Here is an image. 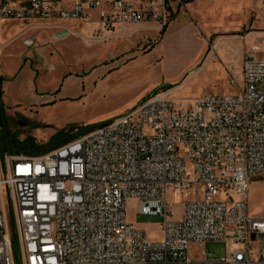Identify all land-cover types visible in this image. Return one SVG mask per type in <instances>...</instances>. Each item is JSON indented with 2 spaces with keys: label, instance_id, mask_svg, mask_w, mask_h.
Segmentation results:
<instances>
[{
  "label": "built area",
  "instance_id": "1",
  "mask_svg": "<svg viewBox=\"0 0 264 264\" xmlns=\"http://www.w3.org/2000/svg\"><path fill=\"white\" fill-rule=\"evenodd\" d=\"M172 12L170 0H0V18L66 33L67 21L95 23L103 41L117 27L163 30ZM209 46L205 64L218 59ZM258 50L244 54L236 93L157 92L46 153L0 146V264H16L15 241L23 264H264V217L249 210L264 178ZM132 199L139 214L163 216L159 239L129 220ZM207 242L225 254L197 256Z\"/></svg>",
  "mask_w": 264,
  "mask_h": 264
},
{
  "label": "rangeland",
  "instance_id": "2",
  "mask_svg": "<svg viewBox=\"0 0 264 264\" xmlns=\"http://www.w3.org/2000/svg\"><path fill=\"white\" fill-rule=\"evenodd\" d=\"M240 4L239 12L247 18L245 22L240 18L242 26L230 33L206 30L196 15L178 2L164 34L162 30L130 25L117 27L114 33L119 36L103 41L97 39L95 26L73 21L69 25L74 33L58 39L56 34L62 30H27L29 24L24 23L22 37L0 53L4 73L0 75V110L9 136L33 142L37 145L33 151L42 154L129 113L157 92L173 91V97L187 99L236 93L243 84L241 60L248 41L232 36L248 34L259 15L264 18V0H247L245 5L242 0ZM16 24H0V35L8 25L10 34L17 31L20 27ZM257 24L262 37L264 23ZM222 36L217 61L202 66L203 46ZM260 54L264 56V49ZM15 152L27 153L22 145ZM252 184L250 213L264 217V178ZM138 205L137 199L129 201V220L151 238L159 239L163 216L139 214ZM9 221L14 235L12 215ZM258 240L264 242V234ZM13 248L15 263L23 264L21 244L15 241ZM206 251L220 257L226 247L224 243L207 242L197 256L203 257ZM189 254L195 253L190 250Z\"/></svg>",
  "mask_w": 264,
  "mask_h": 264
},
{
  "label": "crops",
  "instance_id": "3",
  "mask_svg": "<svg viewBox=\"0 0 264 264\" xmlns=\"http://www.w3.org/2000/svg\"><path fill=\"white\" fill-rule=\"evenodd\" d=\"M240 1L242 2V0H187V1L186 0H170V4H171V9L173 10L174 9L173 6L176 2L184 3L186 5V9L192 14L196 15V17L200 21V24L206 30H223V31H226V33H230L231 31H234L235 29L240 28L242 26V24L239 21L240 18L243 20V22H245L247 18L245 14L241 15L239 12L240 7H241ZM243 1L245 5L247 3V0H243ZM202 7H203V11L201 9ZM73 21L76 22V20H71V21H67L65 24L72 31L68 33H74V28H72L71 25H69ZM174 21H177V20H173L172 22ZM78 22L80 21H77V23ZM257 22L264 23V18L261 15H259V19L253 23L252 29L250 30L248 34L243 35V36H232L235 39H241V40L244 39L245 41L246 40L248 41L247 42L248 49L246 50V52L243 53L242 60H241L242 66H243V57L245 53L253 49L259 48L258 53L260 54L261 51L264 49V44H263L264 35L262 37L259 36V33H260L259 30L261 28H258V27L256 28V26H258ZM13 23H18L16 25L20 28L17 31L12 32L11 34H10L11 28L9 25L7 27L5 26V28L4 27L2 28L3 29L2 31H5V33L4 35H0V46H2L0 53L5 48H7L9 45H11L13 42H15L16 40H19L22 37V34L24 33L22 30V27L24 25L23 22L18 21V20H13V19L0 18V24H13ZM83 24H87V25L91 24L95 26V30H97L98 28L97 24L95 23H83ZM247 24L250 25L251 23L248 22ZM132 26L136 27L137 25H132ZM141 26L144 27L146 25H141ZM40 29H45V28H40ZM156 31L158 32V30ZM60 33H66V31L62 30V32ZM6 35H10V36L6 38ZM58 35L59 33L56 34V37L58 39L65 36L63 35L62 37H58ZM222 38L223 36L219 37V39L216 41L217 44H219ZM259 39H263V40L262 42L257 43ZM208 46H209V43L208 44L206 43L203 46L201 58L204 57V59L202 62V66L205 64L204 61L208 54ZM241 71H242V68H241ZM0 75H4L1 68H0ZM172 92L173 91H171V95H172ZM252 187H253V184L251 186V189Z\"/></svg>",
  "mask_w": 264,
  "mask_h": 264
},
{
  "label": "trees",
  "instance_id": "4",
  "mask_svg": "<svg viewBox=\"0 0 264 264\" xmlns=\"http://www.w3.org/2000/svg\"><path fill=\"white\" fill-rule=\"evenodd\" d=\"M166 28L167 27H165L162 30L161 34H164V32L166 31ZM0 97H1V77H0ZM0 105H1V98H0ZM2 114L3 113L0 110V119L2 118V125H0V146H3L5 149L10 148L13 153L20 154V152H15V151H18L19 146L22 145L27 152L25 154H29V155L36 154V151H33L35 148H37L36 144H34L33 142H29V140L21 141L20 139L16 138V136H11V137L9 136L8 134L9 129L6 124V118ZM95 127H92V128L95 129ZM49 150H44L43 152L46 153Z\"/></svg>",
  "mask_w": 264,
  "mask_h": 264
},
{
  "label": "water",
  "instance_id": "5",
  "mask_svg": "<svg viewBox=\"0 0 264 264\" xmlns=\"http://www.w3.org/2000/svg\"><path fill=\"white\" fill-rule=\"evenodd\" d=\"M67 33H59L58 37H62L63 35H66Z\"/></svg>",
  "mask_w": 264,
  "mask_h": 264
},
{
  "label": "bare ground",
  "instance_id": "6",
  "mask_svg": "<svg viewBox=\"0 0 264 264\" xmlns=\"http://www.w3.org/2000/svg\"><path fill=\"white\" fill-rule=\"evenodd\" d=\"M217 46H218V44H217ZM168 93H171V91H169Z\"/></svg>",
  "mask_w": 264,
  "mask_h": 264
}]
</instances>
